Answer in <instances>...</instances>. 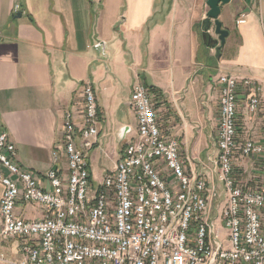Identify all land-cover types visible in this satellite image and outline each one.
Returning a JSON list of instances; mask_svg holds the SVG:
<instances>
[{
    "label": "crops",
    "instance_id": "0c3cea01",
    "mask_svg": "<svg viewBox=\"0 0 264 264\" xmlns=\"http://www.w3.org/2000/svg\"><path fill=\"white\" fill-rule=\"evenodd\" d=\"M207 1L0 0V132L15 143L16 162L39 177L57 168L52 151L63 138L66 117L80 120L84 87L95 89L96 82L100 135L88 160L93 183L101 182L135 137L137 123L131 135L128 111L137 76L146 85L153 82L149 86L156 88L163 111L172 117L165 131L182 137L183 155L197 163L214 157L217 77L226 73L252 78L264 94V0H231L221 7L219 19L229 36L219 58L217 53L212 57L216 47H210L217 46V36L211 30L204 37L201 27ZM242 18L245 22L237 24ZM101 43L104 52L95 50ZM173 118L180 123H172ZM262 127V117L249 115L243 103L239 140L260 138ZM127 128L129 132H121ZM240 166L244 182L262 173L259 158L245 159ZM196 169L207 175L199 164ZM2 191L0 184V199ZM16 214L35 220L43 211L20 203ZM2 230L0 215V234ZM21 243L0 237V255L19 259Z\"/></svg>",
    "mask_w": 264,
    "mask_h": 264
},
{
    "label": "built area",
    "instance_id": "2783aa9c",
    "mask_svg": "<svg viewBox=\"0 0 264 264\" xmlns=\"http://www.w3.org/2000/svg\"><path fill=\"white\" fill-rule=\"evenodd\" d=\"M216 86L217 154L208 162L183 155L179 139L164 130L156 92L138 76L130 103L135 137L98 184L88 160L100 135L91 84L83 90L80 120L66 117L52 151L58 167L42 177L16 162L15 143L0 132V237L22 242L19 259L0 255V264H264L263 89L226 73ZM243 103L249 115L262 117L258 139L239 140ZM248 158H259L262 173L244 182L238 172ZM20 203L39 206L42 217L18 216Z\"/></svg>",
    "mask_w": 264,
    "mask_h": 264
},
{
    "label": "water",
    "instance_id": "95a60500",
    "mask_svg": "<svg viewBox=\"0 0 264 264\" xmlns=\"http://www.w3.org/2000/svg\"><path fill=\"white\" fill-rule=\"evenodd\" d=\"M231 0H208L207 5L209 7V11L207 12V18L202 22L201 27L204 33L208 34L214 27V34L218 37L215 44L216 46V58L220 57V48L225 45L226 39L229 36L228 30L223 28V24L220 21V13L221 7L230 3ZM220 43V44H219ZM95 50L99 52H104L105 44L101 43L95 46ZM127 131L129 132L130 129L127 128L121 132ZM126 133V132H124Z\"/></svg>",
    "mask_w": 264,
    "mask_h": 264
},
{
    "label": "rangeland",
    "instance_id": "374dc122",
    "mask_svg": "<svg viewBox=\"0 0 264 264\" xmlns=\"http://www.w3.org/2000/svg\"><path fill=\"white\" fill-rule=\"evenodd\" d=\"M214 27H213V29H212V35L213 36H216L215 34H214ZM203 31V30H202ZM217 39H218V37H217ZM220 44V43H219ZM215 53H216V49H213V52H212V57H214L215 56ZM198 68H200V67H198ZM197 69V68H196ZM195 69V70H196ZM200 72V71H199ZM197 76V74L195 73V74H193L191 77H190V79H189V83H190V85L192 84V82H193V80L195 79V77ZM214 77V76H213ZM212 79H215V78H212ZM142 82H144V83H146L145 82V80H142V78L140 79ZM153 82L151 81V80H149V85H151ZM210 83H212V84H214V82L212 81V82H210ZM95 87L96 88H98V87H100L99 85H98V83H96L95 82ZM95 88V89H96ZM213 89L215 90V86H213ZM156 94H157V92H156ZM96 96H97V90H96ZM157 99H158V102L159 103H161L159 106H160V109H161V112H160V117H161V121L162 122H164V125H165V127H164V130H167L168 131V129H169V125L166 123L167 122V120L168 119H172V117L171 116H167V112H166V110H164L163 111V109H165V107H164V102H163V100L160 98V96H159V94H157ZM216 105L219 107V105L216 103ZM218 107H216V109H215V113H216V115H217V112H218ZM129 123L133 126L132 128H133V131H132V133H131V135L132 134H134V131H135V125H136V120H135V114H134V112H133V110L132 109H130L129 111ZM167 116V117H166ZM166 117V118H165ZM218 119H219V117H218ZM183 122V121H182ZM172 123H176V124H178V123H180V119L179 120H177V119H175L174 120V118H173V121H172ZM185 123H186V121H185ZM180 137V139H182V137L179 135L178 136V138ZM91 160H92V158H91ZM94 161V160H93ZM92 162V161H91ZM104 163L105 164H108L107 162H106V160L104 159Z\"/></svg>",
    "mask_w": 264,
    "mask_h": 264
},
{
    "label": "trees",
    "instance_id": "16d2710c",
    "mask_svg": "<svg viewBox=\"0 0 264 264\" xmlns=\"http://www.w3.org/2000/svg\"><path fill=\"white\" fill-rule=\"evenodd\" d=\"M171 1H172V0H169V2H170L169 4H171ZM203 35H204V37H208V38H209V35L206 34V33H204V32H203ZM210 47L214 48V47H216V46H210ZM148 86H149V85H148ZM149 87H150V86H149ZM150 88H151V90H153V91H155V89H156L155 87H150Z\"/></svg>",
    "mask_w": 264,
    "mask_h": 264
},
{
    "label": "flooded vegetation",
    "instance_id": "af4514ba",
    "mask_svg": "<svg viewBox=\"0 0 264 264\" xmlns=\"http://www.w3.org/2000/svg\"><path fill=\"white\" fill-rule=\"evenodd\" d=\"M213 29V28H212Z\"/></svg>",
    "mask_w": 264,
    "mask_h": 264
}]
</instances>
